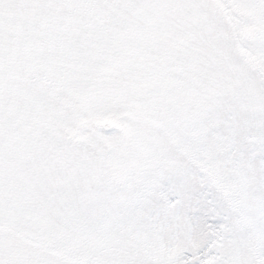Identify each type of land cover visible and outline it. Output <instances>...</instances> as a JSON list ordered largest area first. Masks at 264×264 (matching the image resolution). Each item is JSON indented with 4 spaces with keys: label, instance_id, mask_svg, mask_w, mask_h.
Masks as SVG:
<instances>
[{
    "label": "snow or ice",
    "instance_id": "1",
    "mask_svg": "<svg viewBox=\"0 0 264 264\" xmlns=\"http://www.w3.org/2000/svg\"><path fill=\"white\" fill-rule=\"evenodd\" d=\"M0 264H264V0H0Z\"/></svg>",
    "mask_w": 264,
    "mask_h": 264
}]
</instances>
